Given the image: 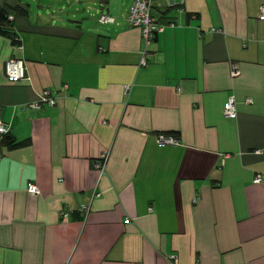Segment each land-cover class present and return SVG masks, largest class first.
I'll list each match as a JSON object with an SVG mask.
<instances>
[{
    "label": "crops",
    "instance_id": "0c3cea01",
    "mask_svg": "<svg viewBox=\"0 0 264 264\" xmlns=\"http://www.w3.org/2000/svg\"><path fill=\"white\" fill-rule=\"evenodd\" d=\"M33 1L0 0L26 11L0 34V264H264V0H171L145 66L133 0Z\"/></svg>",
    "mask_w": 264,
    "mask_h": 264
},
{
    "label": "built area",
    "instance_id": "2783aa9c",
    "mask_svg": "<svg viewBox=\"0 0 264 264\" xmlns=\"http://www.w3.org/2000/svg\"><path fill=\"white\" fill-rule=\"evenodd\" d=\"M173 5L171 0H133L132 5L129 8L127 21L128 24L135 27H140L141 33L144 39L145 48L143 50L142 57L140 59V65L145 66L147 64L146 55H147V46L151 43L155 33L162 32L166 26L172 25V23L163 22L162 11L164 8H168ZM9 19L13 18V15L8 16ZM258 19L264 20V4L259 7ZM99 20L104 23L112 21V18L108 15H101ZM17 48H21L20 45H17ZM230 74L232 77H235L239 74V70L236 64L231 65ZM5 75L9 82H18L21 80L27 79L26 69L24 61L17 57H10L5 63ZM125 92L130 90V85L124 86ZM40 103H46L49 106H53L56 103V97L48 89H45L40 95L37 101L30 102L25 104L23 108H39ZM224 115L228 118H235L237 116L235 99L234 96H229L227 98ZM9 132V126L5 124L0 119V135H6ZM156 142L158 146H165L175 143V138L167 136L165 134H158L156 136ZM256 152H259L258 150ZM2 153L0 150V157ZM108 153L104 152L99 159L94 163L95 167L100 169V172L103 173L105 162L107 160ZM261 181V175L258 174L253 179V182L257 183ZM27 191L30 194H38V187L30 183L27 186ZM82 211L87 212L89 206H82ZM63 219L68 218V212H62Z\"/></svg>",
    "mask_w": 264,
    "mask_h": 264
},
{
    "label": "rangeland",
    "instance_id": "374dc122",
    "mask_svg": "<svg viewBox=\"0 0 264 264\" xmlns=\"http://www.w3.org/2000/svg\"><path fill=\"white\" fill-rule=\"evenodd\" d=\"M28 1L31 3L32 8L36 9V2L33 0H28ZM94 1L97 0H89V2L87 3H92ZM46 3L50 6L48 8L49 10L53 9L54 11H60L62 9L61 11H64L63 14L68 15L67 17L69 18H73L72 17L73 13L74 14L76 13L77 15V18L74 19H79V20H81L82 17L88 15L87 14L88 12H85L86 5L81 6V4L76 3L75 0H47L43 2V6H45ZM98 3H100L99 0ZM75 10H79V11L74 12Z\"/></svg>",
    "mask_w": 264,
    "mask_h": 264
},
{
    "label": "trees",
    "instance_id": "16d2710c",
    "mask_svg": "<svg viewBox=\"0 0 264 264\" xmlns=\"http://www.w3.org/2000/svg\"><path fill=\"white\" fill-rule=\"evenodd\" d=\"M13 13L26 14V11L23 8H20L19 6H14L12 9H8L5 7L0 8V34L7 36V37H10V39H12L13 43H17L18 39L10 31L11 19L8 18V16L10 14L13 15Z\"/></svg>",
    "mask_w": 264,
    "mask_h": 264
}]
</instances>
